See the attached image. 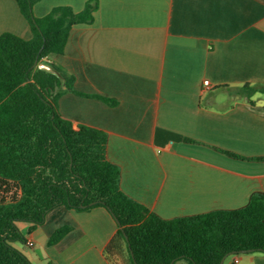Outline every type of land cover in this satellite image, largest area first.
<instances>
[{
	"label": "crops",
	"instance_id": "0c3cea01",
	"mask_svg": "<svg viewBox=\"0 0 264 264\" xmlns=\"http://www.w3.org/2000/svg\"><path fill=\"white\" fill-rule=\"evenodd\" d=\"M88 1L39 0L33 12L78 13ZM91 1L92 23L74 26L50 60L73 77L60 114L106 133L120 189L164 219L237 209L264 194V93L233 89L264 86V0ZM3 32L32 37L15 0H0ZM63 226L70 230L49 245ZM118 229L104 207L58 206L30 233L26 224L14 246L32 264H111L105 249ZM224 264H264V253L241 251Z\"/></svg>",
	"mask_w": 264,
	"mask_h": 264
},
{
	"label": "trees",
	"instance_id": "16d2710c",
	"mask_svg": "<svg viewBox=\"0 0 264 264\" xmlns=\"http://www.w3.org/2000/svg\"><path fill=\"white\" fill-rule=\"evenodd\" d=\"M15 1L32 37L0 35V264H32L14 246L25 242L19 222L30 233L58 206L108 210L119 227L105 249L111 264H220L241 251L264 253L263 193L241 208L164 219L120 189L119 168L106 158V133L60 114L58 98L72 90L73 77L50 60L63 53L74 26L92 23L96 2L78 13L56 6L37 17L39 0ZM241 89L247 97L264 93L249 83ZM69 230L57 229L48 244Z\"/></svg>",
	"mask_w": 264,
	"mask_h": 264
},
{
	"label": "rangeland",
	"instance_id": "374dc122",
	"mask_svg": "<svg viewBox=\"0 0 264 264\" xmlns=\"http://www.w3.org/2000/svg\"><path fill=\"white\" fill-rule=\"evenodd\" d=\"M255 88H259V86H254ZM234 90L236 91H242L241 87H236V88H233ZM27 223L26 222H19V226L21 228L22 231H24V226L26 225ZM180 264V263H178Z\"/></svg>",
	"mask_w": 264,
	"mask_h": 264
},
{
	"label": "built area",
	"instance_id": "2783aa9c",
	"mask_svg": "<svg viewBox=\"0 0 264 264\" xmlns=\"http://www.w3.org/2000/svg\"><path fill=\"white\" fill-rule=\"evenodd\" d=\"M41 67H43V66H41ZM203 86H204V88H209V82L208 81H204L203 82ZM26 244L28 246H31L32 245V242L31 241H27ZM235 262H237V259H235Z\"/></svg>",
	"mask_w": 264,
	"mask_h": 264
},
{
	"label": "water",
	"instance_id": "95a60500",
	"mask_svg": "<svg viewBox=\"0 0 264 264\" xmlns=\"http://www.w3.org/2000/svg\"><path fill=\"white\" fill-rule=\"evenodd\" d=\"M126 239H127V238H126ZM226 257H227V256H225V257L221 260L220 264H223V262H224V260H225Z\"/></svg>",
	"mask_w": 264,
	"mask_h": 264
}]
</instances>
